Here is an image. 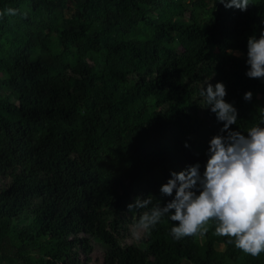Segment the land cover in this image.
Here are the masks:
<instances>
[{
  "label": "trees",
  "instance_id": "1",
  "mask_svg": "<svg viewBox=\"0 0 264 264\" xmlns=\"http://www.w3.org/2000/svg\"><path fill=\"white\" fill-rule=\"evenodd\" d=\"M262 31L264 0H0V264H264L214 221L179 241L168 215L134 227L174 197L171 172L204 171L223 127L204 81L225 85L231 130L264 126V80L245 75Z\"/></svg>",
  "mask_w": 264,
  "mask_h": 264
},
{
  "label": "clouds",
  "instance_id": "2",
  "mask_svg": "<svg viewBox=\"0 0 264 264\" xmlns=\"http://www.w3.org/2000/svg\"><path fill=\"white\" fill-rule=\"evenodd\" d=\"M226 9L246 11L250 0H218ZM16 14V10L7 9ZM240 56L239 51L228 50ZM248 69L245 75L264 80V31L257 39H247ZM226 87L222 82L213 86L203 82L199 95L205 107L223 122L219 133L211 138L208 159L201 174L200 164L188 166L180 172H171L170 178L160 187L163 196L174 197L163 207L160 204L145 211L136 229L148 233L161 219L168 215L177 222L171 228L172 237L179 241L184 237L203 236L215 222V234L228 237V244L253 257L264 253V126L251 127L246 135L231 130L238 119V111L232 103L225 101ZM252 92L244 93L243 99L250 101ZM188 145L186 144L185 147ZM152 203V196L134 198L127 205L134 209H145Z\"/></svg>",
  "mask_w": 264,
  "mask_h": 264
},
{
  "label": "rangeland",
  "instance_id": "3",
  "mask_svg": "<svg viewBox=\"0 0 264 264\" xmlns=\"http://www.w3.org/2000/svg\"><path fill=\"white\" fill-rule=\"evenodd\" d=\"M112 254L115 255L116 257H119L122 255V253L120 254L119 252H116V251H112ZM183 264H187L186 262H184Z\"/></svg>",
  "mask_w": 264,
  "mask_h": 264
},
{
  "label": "bare ground",
  "instance_id": "4",
  "mask_svg": "<svg viewBox=\"0 0 264 264\" xmlns=\"http://www.w3.org/2000/svg\"><path fill=\"white\" fill-rule=\"evenodd\" d=\"M219 132V131H218Z\"/></svg>",
  "mask_w": 264,
  "mask_h": 264
}]
</instances>
